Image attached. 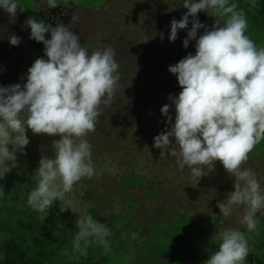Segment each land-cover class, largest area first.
<instances>
[{
	"label": "clouds",
	"instance_id": "obj_1",
	"mask_svg": "<svg viewBox=\"0 0 264 264\" xmlns=\"http://www.w3.org/2000/svg\"><path fill=\"white\" fill-rule=\"evenodd\" d=\"M47 4L49 8L58 5L57 0H47ZM182 4L187 11L179 21L170 22L168 39L174 41L191 17L182 45L187 48L194 40L195 52L168 66L181 90L168 96L175 109L174 123L170 127L166 124L167 130L153 137V147L161 149L160 157H176L178 169L187 167L197 182L219 161L234 178V190L217 203L219 213L228 218L234 206H243L239 222L254 232L257 213L264 209V188L256 171L241 165L264 139V46H257L246 34L248 21L235 0H183ZM18 6L19 0H0V10L9 18L15 17ZM200 11L211 12L223 22L216 19L209 29L196 18ZM23 26L30 29V39L43 43L44 56L28 68L23 86H0V178L16 168V153H23L29 143L26 129L58 136L51 142L52 156H41L35 184L27 193V204L42 214L43 221L54 201L60 202L61 212L65 211V204L70 203L65 194L82 178L94 175L92 145L86 137L95 130L101 105L112 102L120 73L110 45L89 53L80 36L62 22L53 27L28 17ZM201 28L204 31L197 36ZM45 33H50V38L46 39ZM159 35L163 39V33ZM8 42L19 45L20 37L10 34ZM160 112L168 122L173 120L169 104ZM114 211H119L118 205ZM75 225L73 255L87 256L93 245L110 250L108 237L112 232L106 223L83 213ZM121 235L136 240L139 233ZM249 253L245 232L225 228L219 233L218 247L204 264H246Z\"/></svg>",
	"mask_w": 264,
	"mask_h": 264
},
{
	"label": "rangeland",
	"instance_id": "obj_2",
	"mask_svg": "<svg viewBox=\"0 0 264 264\" xmlns=\"http://www.w3.org/2000/svg\"><path fill=\"white\" fill-rule=\"evenodd\" d=\"M144 2L187 10L183 0H57L58 5L77 11L100 10L109 5L125 8ZM236 3L248 21L246 34L257 46H264V26L253 19L252 0ZM18 9L25 20L34 17L50 25L46 17L50 9L47 0H19ZM216 17L223 22V18ZM45 38H49V33H45ZM43 56L42 42L38 46L26 45L23 48L26 70ZM25 82L24 75L21 86ZM144 127L149 130L151 121L144 123ZM26 135L29 143L23 153H16V168L0 178L4 191L0 196V226L7 225V235L39 259L49 258L53 264H204L218 247L219 233L225 228H240L249 243L246 264H264V209L257 213L254 232H248L239 222L243 206H234L228 218L220 215L217 203L234 190V178L219 161L197 182L187 167L178 169L176 157L171 154L160 157V149L151 147L150 138V143L130 135L125 140L113 138L116 135L110 134L104 124L100 128L96 124L86 137L92 145L94 175L82 178L71 193L65 194V201H70L65 204L68 207L65 211L61 212L60 202L54 201L43 221L40 216L32 218L29 213L32 208L20 207L29 206L27 193L35 184L38 162L41 156H52L51 142L59 137L35 134L30 129H26ZM248 156L241 167L254 169L264 188V139ZM117 205L118 212L114 211ZM83 213L93 215L111 229L109 251L93 245L89 246L87 256L72 254L75 220ZM124 232H138L139 236L133 240L122 236Z\"/></svg>",
	"mask_w": 264,
	"mask_h": 264
},
{
	"label": "trees",
	"instance_id": "obj_3",
	"mask_svg": "<svg viewBox=\"0 0 264 264\" xmlns=\"http://www.w3.org/2000/svg\"><path fill=\"white\" fill-rule=\"evenodd\" d=\"M185 12L177 8L167 9L159 2L128 4L125 8L109 5L94 11H77L74 7L63 5L49 9L46 17L50 25L54 27L58 22L68 25L80 36V43L89 53L108 45L115 50L114 58L120 73L119 87L112 102L101 105L103 111L96 123L99 128L104 124L110 134L116 135L113 138L125 140L130 135L139 140L150 138L153 144V137L167 130L166 124L170 127V123H174L175 109L168 96L177 95L181 88L175 74L168 71V66L195 52L194 40L187 48L182 45L192 18L189 17L186 29L178 30L174 41H169L168 33L170 22L173 19L179 21ZM252 12L253 19L264 26V0H255ZM211 15L200 11L196 18L211 29L218 19ZM25 21L18 7L14 18H9L0 10V86L23 80L27 74L23 48L39 45V42L30 39V29L23 26ZM203 31V28L199 29L197 36ZM161 32L163 39L159 35ZM13 33L20 37L19 45L13 46L8 42V36ZM164 104H169V115L173 117L171 122L160 112ZM148 121L152 124L149 130L144 127ZM113 141L116 142L115 139ZM21 208L31 207L22 205ZM29 213L32 218L42 215L31 209ZM0 264H53V261L39 259L36 254L27 252L7 235V225H3L0 226Z\"/></svg>",
	"mask_w": 264,
	"mask_h": 264
},
{
	"label": "crops",
	"instance_id": "obj_4",
	"mask_svg": "<svg viewBox=\"0 0 264 264\" xmlns=\"http://www.w3.org/2000/svg\"><path fill=\"white\" fill-rule=\"evenodd\" d=\"M141 141H143V142H149L150 143V141H149L148 138L142 139ZM150 145H151V147H153V144L152 143H150ZM160 151H161V149H160ZM256 155H258V153H256ZM248 158H249V156H248Z\"/></svg>",
	"mask_w": 264,
	"mask_h": 264
}]
</instances>
